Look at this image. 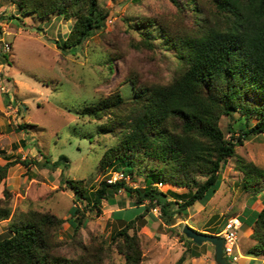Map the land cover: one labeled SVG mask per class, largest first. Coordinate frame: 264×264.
<instances>
[{"label":"trees","instance_id":"16d2710c","mask_svg":"<svg viewBox=\"0 0 264 264\" xmlns=\"http://www.w3.org/2000/svg\"><path fill=\"white\" fill-rule=\"evenodd\" d=\"M14 1L21 12L35 13L42 19L51 13L71 17L68 33L55 39L62 52L80 45L95 29L103 26L109 12L100 0ZM170 1L177 16L146 15L135 21L138 27H143L139 32L144 44L151 45L148 35L152 28L160 29L165 35L168 52L176 63L170 79L136 84L135 77L129 76L131 98L125 99L117 92L84 108V112L95 116L114 110L115 118L102 128L120 132L119 141L100 157L101 170L117 165L131 177L138 158L136 155L128 157V154L139 155L140 150L162 163L146 171L143 185L137 186L125 179L108 182L101 178L97 186L89 190L83 179L65 177V184L73 191V203L66 218L48 211L28 210L11 219L9 192L3 189L0 220L9 218L10 221L9 235L0 236V264H104L112 244L123 253L125 264H140L139 236L136 230L129 232V228H136V220L158 206L157 217L167 227L174 226L175 218L187 214L190 205L197 200H208L215 193L220 186L219 170L228 157L235 155L236 145L242 144L248 135L264 132V0ZM185 15L189 17L187 23ZM235 111L239 112V118L229 127L231 134L226 137L219 119ZM26 124L20 122L17 127L22 129ZM30 161L56 168L67 164L68 157L60 154L53 161L45 156L43 161ZM27 162L22 160L23 164ZM9 164L10 161L0 164V179ZM238 166L243 172V189L252 188V193L256 194L264 188V167L242 160ZM198 176L204 179L199 181ZM157 182H169L187 190L177 192L171 187L162 190ZM120 188L135 195L133 207H140L139 211L128 220L114 213V218L123 224L114 225L109 243L102 242L91 249L77 237L73 243L81 245L80 254L60 253L56 235L62 223L68 222L74 236H78L87 220L86 211L100 212L103 199ZM261 202L263 206L259 210L246 206L241 215L236 214L242 224L252 227L253 243L244 253L254 256H264V197ZM226 219L215 231H209H219ZM190 249L187 246L175 264H181Z\"/></svg>","mask_w":264,"mask_h":264},{"label":"rangeland","instance_id":"374dc122","mask_svg":"<svg viewBox=\"0 0 264 264\" xmlns=\"http://www.w3.org/2000/svg\"><path fill=\"white\" fill-rule=\"evenodd\" d=\"M100 1L109 10L103 26L95 29L80 45L62 52L55 39L68 33L71 17L51 13L42 19L35 13L21 12L14 0H0V72L7 89L0 91V164L11 163L0 179V197L4 196L2 190L7 189L11 219L28 210L48 211L66 218L73 203V191L65 184V177L83 179L91 190L101 178H107L118 168L111 164L101 170L98 166L104 151L119 141L120 132L117 134L102 128L115 118L114 110L95 116L84 112L86 104L117 92L125 99L131 98L133 90L129 76L135 77L136 84L166 82L174 72L176 63L168 52L169 45L163 32L152 28L148 35L151 45H147L139 32L143 27L135 24L136 19L146 15L177 16L170 0ZM188 18V15L184 16L185 23ZM5 41L8 48L2 51ZM1 52L5 54L2 56ZM237 118L239 112L236 111L221 115L219 124L226 137L230 136L229 127ZM20 122L28 124L19 129ZM60 154L66 155L68 161L56 168L42 167L30 161H43L44 156L55 160ZM134 155L138 162L128 177V183L143 185L146 171L162 162L151 154H143L142 150L139 155L129 153L128 157ZM22 160L28 162L23 164ZM240 160L264 167V132L248 135L242 144L236 145L235 155L228 157L219 170L220 186L215 193L208 200L195 201L188 207L187 214H179L173 228L147 213L136 220V228H129V232L136 230L139 236L140 264H175L179 255L190 246L181 231L184 224L191 223L199 231H202L200 228L215 231L227 217L241 215L246 206L261 209L264 188L256 194L252 193V188H242ZM197 179L201 181L204 177L198 176ZM157 184L162 190L169 187L177 192L187 190L169 182ZM191 187L194 190L195 185ZM113 195L108 200L103 199L100 212L95 209L86 211L87 220L78 236H74L68 222L62 223L56 235L60 253L80 254L81 245L73 243L77 237L91 249L111 241L109 234L114 225L123 224L111 214L112 206L116 203L119 206L135 204V195H129L122 188ZM139 209L124 207L115 216L128 220ZM147 212L158 215L160 208L156 206ZM4 220L0 235L8 232L10 219ZM158 222H163V226ZM238 227L237 249L244 252L253 243L250 239L252 227L242 223ZM207 243L211 246L207 247L209 252L205 250L201 254L200 251V255L194 258L189 250L181 264H218L214 259L213 245ZM109 252L104 264H125L123 253L115 245H111ZM228 259L231 264L235 263Z\"/></svg>","mask_w":264,"mask_h":264},{"label":"built area","instance_id":"2783aa9c","mask_svg":"<svg viewBox=\"0 0 264 264\" xmlns=\"http://www.w3.org/2000/svg\"><path fill=\"white\" fill-rule=\"evenodd\" d=\"M8 48V43L5 41L3 44V49L6 50ZM2 73L0 72V91H7L6 87L4 86V78H1ZM129 175L126 174L121 169H116L112 172L106 180L108 182H114L116 180L125 179L128 180ZM154 208V207H153ZM241 223L237 215L229 216L226 219L224 226L217 232L223 238V255L226 258H231L232 261L236 262L238 257L240 256L237 243H238V224ZM239 254V256H238ZM229 261V259H228Z\"/></svg>","mask_w":264,"mask_h":264},{"label":"crops","instance_id":"0c3cea01","mask_svg":"<svg viewBox=\"0 0 264 264\" xmlns=\"http://www.w3.org/2000/svg\"><path fill=\"white\" fill-rule=\"evenodd\" d=\"M15 81V80H14ZM0 99H2V97H1V95H0ZM51 161H53V160H51ZM114 195H112V197H113ZM111 197V198H112ZM108 199H110V197L108 198ZM107 199V200H108ZM117 202H118V200H117ZM195 203V202H194ZM126 205V204H125ZM135 205V204H134ZM134 205H132V206H123V205H117V203H116V205L114 206H112V208H111V214L112 215H114V213H119V211H118V209H121V208H124V207H133ZM193 205V204H192ZM117 211V212H116ZM187 211H189V209H187ZM188 213V212H187ZM148 214V213H147ZM155 217H157V215H154ZM157 218H159V217H157ZM6 219V218H5ZM5 220L3 219V220H0V225H2V223L4 222ZM7 222V221H6ZM163 222H158V225L159 226H163ZM174 224H176V222L174 223ZM4 226V225H3ZM190 226H192V227H194L195 228V225H193V224H191L190 223ZM8 229V228H7ZM196 229V228H195ZM200 230H202V231H204L202 228H200ZM8 232H6V233H4V235H2V236H6V235H9V230H7ZM205 231H209V230H205ZM210 232V231H209ZM211 233H216V232H211ZM1 236V235H0ZM198 244V243H197ZM188 245H190L189 247L191 248L190 249V253L192 254V255H190V256H198V255H200V251H201V254H203L204 252H205V250L206 251H208L209 252V248H207V247H211L210 246V244H206V241H204V242H202V243H199V245L198 246H196L195 244H194V241L193 242H191L190 241V244H188ZM204 246L206 247V249H204ZM204 251V252H203ZM243 251H240L239 253H240V256H239V258H238V260L235 262L236 264H264V256L263 255H259V256H254V255H249V254H246V253H242ZM180 256V255H179ZM185 258H186V255H185ZM184 258V259H185ZM195 258V257H194ZM234 263V264H235Z\"/></svg>","mask_w":264,"mask_h":264},{"label":"water","instance_id":"95a60500","mask_svg":"<svg viewBox=\"0 0 264 264\" xmlns=\"http://www.w3.org/2000/svg\"><path fill=\"white\" fill-rule=\"evenodd\" d=\"M181 231L195 243L199 244L204 241H209L213 245L215 261L218 264H230L226 256L223 255V238L220 235L207 231H199L188 224H184Z\"/></svg>","mask_w":264,"mask_h":264},{"label":"clouds","instance_id":"9594fccd","mask_svg":"<svg viewBox=\"0 0 264 264\" xmlns=\"http://www.w3.org/2000/svg\"><path fill=\"white\" fill-rule=\"evenodd\" d=\"M230 263V262H229ZM231 264V263H230Z\"/></svg>","mask_w":264,"mask_h":264}]
</instances>
